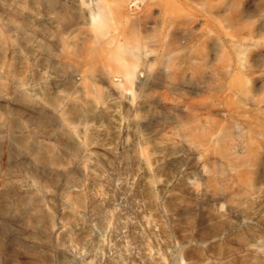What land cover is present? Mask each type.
<instances>
[{
    "label": "rangeland",
    "instance_id": "374dc122",
    "mask_svg": "<svg viewBox=\"0 0 264 264\" xmlns=\"http://www.w3.org/2000/svg\"><path fill=\"white\" fill-rule=\"evenodd\" d=\"M0 264H264V0H0Z\"/></svg>",
    "mask_w": 264,
    "mask_h": 264
},
{
    "label": "bare ground",
    "instance_id": "6f19581e",
    "mask_svg": "<svg viewBox=\"0 0 264 264\" xmlns=\"http://www.w3.org/2000/svg\"><path fill=\"white\" fill-rule=\"evenodd\" d=\"M1 132H3L4 134L6 133V131H5V130H1Z\"/></svg>",
    "mask_w": 264,
    "mask_h": 264
}]
</instances>
